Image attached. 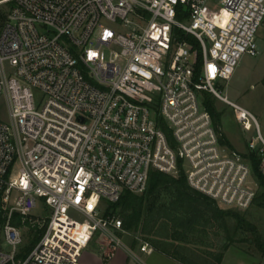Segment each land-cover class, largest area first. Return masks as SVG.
<instances>
[{
    "label": "built area",
    "instance_id": "1",
    "mask_svg": "<svg viewBox=\"0 0 264 264\" xmlns=\"http://www.w3.org/2000/svg\"><path fill=\"white\" fill-rule=\"evenodd\" d=\"M216 3L224 19L211 0H0L8 6L0 28L8 111L0 120V264H82L95 236L141 262L119 236L122 219L103 215L96 200L143 193L152 171L182 169L219 208L252 205L258 183L249 155L264 175V136L254 115L215 85L242 55L259 53L264 0ZM202 92L228 104L239 125L252 120L248 155L222 141ZM38 202L49 219L33 214ZM15 215L29 231L44 229L22 256ZM138 249L153 250L144 240Z\"/></svg>",
    "mask_w": 264,
    "mask_h": 264
},
{
    "label": "trees",
    "instance_id": "2",
    "mask_svg": "<svg viewBox=\"0 0 264 264\" xmlns=\"http://www.w3.org/2000/svg\"><path fill=\"white\" fill-rule=\"evenodd\" d=\"M5 19L6 15L0 14V28ZM199 64L200 59L197 65ZM201 95L205 108L220 131L221 113L216 110L214 99H212L215 96L207 92H202ZM161 128L171 142V132L164 125H161ZM222 141L228 145L223 135ZM249 158L259 189L255 202L264 209V175L259 169V159L253 154H250ZM118 208L122 212L123 227L126 230H137L140 227L145 234H161L166 241L170 239L171 242L159 244L152 240V244L157 250L181 264L221 263L224 252L235 242L234 233L227 235L226 243L222 245L221 251L216 253L200 254L188 244L192 238L205 235L212 220L224 222L227 217L235 220V230L243 229L252 233L251 240L239 239L238 242H251L259 254H264V238L256 226L248 222L237 211L219 208L214 200L191 188L182 169L177 176L152 171L143 193L124 192L118 201L108 203L103 215L114 214ZM12 222L17 226L21 225L17 215L14 216ZM43 232L44 229L29 231L32 238L21 251V256L34 247Z\"/></svg>",
    "mask_w": 264,
    "mask_h": 264
},
{
    "label": "rangeland",
    "instance_id": "3",
    "mask_svg": "<svg viewBox=\"0 0 264 264\" xmlns=\"http://www.w3.org/2000/svg\"><path fill=\"white\" fill-rule=\"evenodd\" d=\"M211 2V11L214 14H219V16L224 19L225 14L222 11L220 5L216 3V0H211ZM7 13L8 6L5 4H0V14L7 15ZM190 41H192L193 48L198 50L196 42L194 40ZM256 43L259 53L256 56H251L249 54L242 55L231 78L228 81H218L215 87L223 96H226L232 102L248 109L256 118L260 132L264 136V20L258 28L256 34ZM103 51L105 56L108 57L109 51L107 49H103ZM212 99H214L216 110L221 113L219 129L224 138L228 141V146L233 150L248 155V140L256 136L254 123L252 120H249V127H247L248 125H239L235 121L233 109L228 104L216 97H213ZM7 119L8 111L6 104L3 99L0 98V120L6 122ZM253 176L256 179L254 174ZM255 200L246 211L237 212L248 222L256 226L258 232L262 238H264V209L258 206ZM96 203L101 213H103L107 208L108 202L103 198H98ZM69 213L74 219H82L81 215L75 211H70ZM121 213L122 212L118 208L114 214L122 219ZM33 214L47 220L51 216V210L38 202ZM235 226V220L230 217H227L224 222L212 220L210 225L207 227L206 234L192 238V240H194H191L188 246L198 250L200 254H209L210 252L216 253L221 251L222 245L226 243L227 235L234 233L235 242L232 246H230V248L233 247L234 249H239L246 254L258 256L259 253L256 251L253 243L238 242L239 239L251 240L252 233L243 229L235 230ZM18 227L20 228L24 237V244L20 249L21 252L24 247L29 244L32 237L29 233V230L23 225H19ZM119 236L122 239L124 245L128 249L132 250L140 258L141 262H137L134 258H132L124 247H117L113 251V249L107 245L106 240L100 239L98 236H95L82 250L80 262L82 264H87L85 263V252L95 251L96 254L98 253L97 251L100 250V247L97 241L100 239L99 241L106 245V254H112V252H114L112 254L113 259L111 260V264H123L125 255L128 258L127 264H181L177 260L168 257L159 250H155L150 254H145L139 251V244L143 240L147 241L153 249L156 248L153 246L152 240L158 242V244L161 242H171L170 239L166 241L161 234H145L139 227L137 230H126V233L119 234ZM3 247H6V245ZM103 259L105 261L107 257L103 255ZM88 264H92V262H88Z\"/></svg>",
    "mask_w": 264,
    "mask_h": 264
},
{
    "label": "crops",
    "instance_id": "4",
    "mask_svg": "<svg viewBox=\"0 0 264 264\" xmlns=\"http://www.w3.org/2000/svg\"><path fill=\"white\" fill-rule=\"evenodd\" d=\"M100 239H103V238H100ZM99 240L97 241V243H99L100 250L97 251L98 252L97 254L95 251L85 252V257H86L85 263L88 264V262H92V264H111V260L113 259L112 254L114 252L112 254H106V245L102 244V242ZM233 249H234L233 247L231 248L230 246L228 247V249L225 251V254L220 264H264V254H259V255L257 254L258 256H255V255L246 254L236 248L234 250ZM155 250L157 249H153L150 252L145 253V254H150L154 252ZM103 255L107 257L105 261L103 259ZM127 263H128V258L125 255L123 264H127Z\"/></svg>",
    "mask_w": 264,
    "mask_h": 264
}]
</instances>
